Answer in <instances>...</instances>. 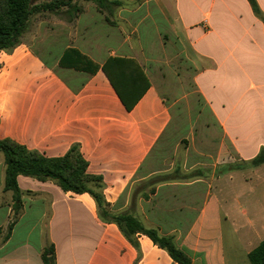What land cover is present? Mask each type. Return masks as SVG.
Here are the masks:
<instances>
[{"label": "crops", "instance_id": "obj_1", "mask_svg": "<svg viewBox=\"0 0 264 264\" xmlns=\"http://www.w3.org/2000/svg\"><path fill=\"white\" fill-rule=\"evenodd\" d=\"M144 1L42 17L0 51V141L50 159L76 147L112 213L172 237L193 264H251L264 240V163L252 164L264 153V0L258 11L250 0ZM117 60L147 80L131 110L110 78ZM178 133L193 146L167 166ZM5 176L0 152V264H44L52 247L55 264H178L52 180L19 176L15 210Z\"/></svg>", "mask_w": 264, "mask_h": 264}, {"label": "trees", "instance_id": "obj_2", "mask_svg": "<svg viewBox=\"0 0 264 264\" xmlns=\"http://www.w3.org/2000/svg\"><path fill=\"white\" fill-rule=\"evenodd\" d=\"M34 0H0V51L13 48L19 42L21 35L27 30L29 20L36 12H32L31 4ZM255 11H258L255 1L250 0ZM38 12V11H37ZM129 64L140 73L144 82L134 75L133 71L123 72ZM112 64V63H111ZM114 66L120 67V77L110 75L121 100L128 110H131L141 98L147 88V80L141 74L134 61L117 60ZM123 66V67H121ZM125 67V68H126ZM144 78V79H143ZM0 152L4 154L6 165L5 191L13 192L15 210H18L21 197L17 179L19 176L32 177L40 181L52 180L65 192L77 194L89 193L96 201L100 216L107 222L117 224L124 236L136 245L138 236H147L155 245L168 252L178 264H193L190 257L177 247L172 237L162 236L158 230L145 227L142 222L128 212L114 214L102 194L89 187L93 182L97 189L101 188L100 177L87 174L88 164L79 152L73 147L64 157L50 159L38 152L30 151L13 140L0 141ZM264 163V153H261L252 164L258 166ZM12 228V225L10 229ZM251 264H264V240L249 254ZM44 264H55L53 247L43 252Z\"/></svg>", "mask_w": 264, "mask_h": 264}, {"label": "rangeland", "instance_id": "obj_3", "mask_svg": "<svg viewBox=\"0 0 264 264\" xmlns=\"http://www.w3.org/2000/svg\"><path fill=\"white\" fill-rule=\"evenodd\" d=\"M88 3H92L97 6L102 12H108L112 14L116 9H137L140 8L145 1L144 0H34L31 4L32 12H36L32 15L28 27H33L34 23L37 20L43 18H49L50 16H62L66 17L69 20L74 19L83 11V7ZM38 11V12H37ZM107 20L110 21V17H107ZM162 28H166L167 25L161 23ZM30 27V29H31ZM128 31H132L128 29ZM175 64L179 71L182 73L184 70L188 69L189 66L185 63L184 60L180 59L176 61ZM181 76H183L181 74ZM192 112H190L191 114ZM189 114V115H190ZM184 115L181 113V120H183ZM175 142V143H174ZM173 144L169 145L167 149V157L170 154L171 160H167V166L175 162V167H181L183 164L184 156L187 150H189L193 144V139L190 138L187 133L180 134L178 133Z\"/></svg>", "mask_w": 264, "mask_h": 264}]
</instances>
